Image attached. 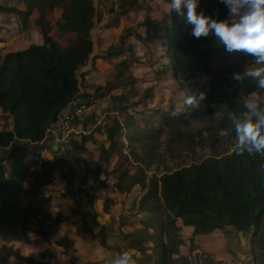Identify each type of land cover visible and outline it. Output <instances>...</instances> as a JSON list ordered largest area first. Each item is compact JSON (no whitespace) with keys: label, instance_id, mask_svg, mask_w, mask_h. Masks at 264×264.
Masks as SVG:
<instances>
[{"label":"trees","instance_id":"trees-1","mask_svg":"<svg viewBox=\"0 0 264 264\" xmlns=\"http://www.w3.org/2000/svg\"><path fill=\"white\" fill-rule=\"evenodd\" d=\"M59 1L66 4L57 21L59 31L74 32L76 39L61 47L49 35V24L41 15L37 21L41 43L6 52L0 61V110L10 118L12 125L10 130L0 128V150L11 148L8 157H0L2 235L17 234L25 229L26 220L36 219L41 226L47 227L43 233L45 237H52L58 230L57 221L48 217L39 200L35 204L37 191L31 186L26 187L27 178L36 173L27 170L24 158L32 145L44 139L50 120L79 93L76 74L92 52L89 31L94 16L92 0ZM119 3L124 8L129 2L119 0ZM200 9L214 17L226 13L220 0H201ZM0 11L22 16L30 13V9L22 11L1 5ZM170 17V22H164L160 33L163 53L168 60L164 69L170 68L182 95L177 104L139 119L140 124L134 126L128 138V148L136 158H140L137 150L143 149L141 158L146 161L153 154L162 157L171 146L179 151L208 148L210 154L200 161L172 170L167 168L147 181L145 172L129 175L125 170L117 175L114 186L119 191H127L130 186L144 182L148 189L142 201L149 200L153 204L149 212L162 211V217L160 213L147 216L143 226L136 229L135 238L127 243V249L140 254L141 259H134L142 264H188L187 257L179 254L178 248L183 242L178 236V219L182 225L191 228L194 236L201 237L228 229L244 234L252 230L253 236H258L264 228V153L238 154L232 126L233 117L242 114V105L248 95L264 94V89H258L252 79L242 83L231 80L233 72L243 71L253 64L252 58L243 53L224 52L211 36L194 38L190 35V26L181 17L175 13H170ZM123 54L120 41L119 45L110 46L103 57L113 59ZM117 66L124 68L126 62L121 61ZM201 93L205 94V100H200L196 108L184 104L185 98L198 97ZM127 109V105L120 107L122 112ZM122 132L118 121L108 130V148L100 147L104 161L117 151L119 145L123 146L119 138ZM164 133L168 136L166 146L157 151L155 147L162 144ZM88 140L90 137L82 135L81 142L73 146L84 151ZM57 158L53 163L44 162V168L58 166ZM5 160L10 161L9 168L5 167ZM100 160L89 163L87 172L104 186L100 179L104 172ZM23 202L25 207H22ZM56 238L59 239L57 244L64 249L72 245V240L66 236ZM9 257L10 254L4 255L0 264H8ZM27 260L28 264L33 262L32 258Z\"/></svg>","mask_w":264,"mask_h":264},{"label":"rangeland","instance_id":"rangeland-1","mask_svg":"<svg viewBox=\"0 0 264 264\" xmlns=\"http://www.w3.org/2000/svg\"><path fill=\"white\" fill-rule=\"evenodd\" d=\"M54 1L0 0L2 7L24 9L22 11L30 9L27 16L0 11V23L5 22L9 27L0 26V61L6 52L13 50L1 38L14 39V42L25 46L29 42L22 41L19 35H24V38L28 36L29 39L37 38L38 33L41 36L40 29L31 18V12L35 10L39 13L48 8L51 10L49 5L53 6ZM92 1L96 24L91 30L95 46L102 47L107 43L117 46L121 41L124 54L118 57V62L104 83L95 89L98 98L90 100V107L81 97H76L72 102L75 106L84 104L85 109L78 120L74 119L68 124L69 146L60 149L58 143L52 144V137L48 139L47 135L46 146L40 142L32 145L25 156L27 170L36 173L27 178L26 187L31 186L37 191L35 204L39 200L48 217L57 221L60 230L52 237H45L43 233L47 227L41 226L36 219L23 221L26 227L17 234H0V259L10 254L8 264H28V258L33 259L31 264H107L112 256L122 251H127L133 259H141L137 251L127 249V243L135 238L136 229L143 226L147 216L160 213L162 217V211L149 212L153 204L149 200L142 201L148 189L144 182L130 186L127 191H119L114 186L117 175L125 170L129 175L140 171L145 172L147 181L150 176H159L167 168L172 170L183 164L200 161L210 154L208 148L179 151L171 146V150L166 151L162 157L153 154L147 161L141 158L144 153L141 148L137 150L140 158L132 155L128 148V138L134 126L140 124L139 119L177 104L182 95L170 68L164 69L168 60L163 53L160 33L164 22L171 20L170 13H167L169 0H127L129 3L124 8H121L119 0ZM224 16L217 15L219 18ZM103 32L106 33L105 37ZM121 61L126 62V67L117 66ZM247 99L264 105L262 93H251ZM124 105L128 109L122 112L120 107ZM116 121L123 128L119 136L123 146L119 145L117 151L112 152L108 160L104 161L100 147L108 148L107 132ZM11 127L10 118L0 110V128L10 130ZM82 135L88 139L90 137V140L85 142L84 151H78L73 145L81 142ZM167 138L164 133L162 144L155 147L157 151L164 150ZM59 139H62L61 135ZM53 146L57 149L52 153L50 150ZM10 153L11 148L1 149L0 157H8ZM36 154L41 157L39 162L34 161ZM55 157H58V166L44 168V160L53 163ZM99 159L104 169L100 175L104 186L94 181L92 174L87 172V165ZM4 162L10 166L9 161ZM24 205L25 202L22 207ZM37 217L40 219L41 215ZM177 223L178 236L183 242L178 248L179 254L187 257L188 264H264V228L258 236H253L252 230L244 234L228 229L201 237L194 236L191 228L182 225L180 219ZM57 235L70 238L72 245L68 249L59 246ZM137 259H134L135 264H142Z\"/></svg>","mask_w":264,"mask_h":264},{"label":"clouds","instance_id":"clouds-1","mask_svg":"<svg viewBox=\"0 0 264 264\" xmlns=\"http://www.w3.org/2000/svg\"><path fill=\"white\" fill-rule=\"evenodd\" d=\"M200 3L201 0H169L167 13L181 17L194 38L211 36L224 52L243 53L252 58L253 65H264V0H220L226 8L224 18L206 15ZM246 79L254 80L258 89H264V67L249 65L231 74L236 83ZM200 100H205V94L189 96L184 104L196 108ZM242 108V114L232 119L238 154L264 153V105L246 99ZM107 264H135V261L127 251H122Z\"/></svg>","mask_w":264,"mask_h":264},{"label":"crops","instance_id":"crops-1","mask_svg":"<svg viewBox=\"0 0 264 264\" xmlns=\"http://www.w3.org/2000/svg\"><path fill=\"white\" fill-rule=\"evenodd\" d=\"M66 7L65 1H57L55 4L50 8L43 10L39 13H36L35 10H33L31 13V18L34 19L36 26L40 29L37 21L43 15L49 24V35L52 36L55 40L58 41V43L61 45V47H65L70 43L71 41L76 39V35L74 32H65L61 33L59 31V28L57 26V21L60 19L62 16V13ZM20 10H24L21 8H18ZM35 17H34V15ZM51 13H53V16H51ZM56 22V23H55ZM96 24L95 19L93 18V25L92 27ZM0 26L2 28L7 27L9 28L5 22L0 23ZM0 27V28H1ZM91 27V29H92ZM90 29L89 31V36L92 41V52L89 55L88 60L86 61L85 64L81 65L77 71L76 77L79 83V93L76 97H81L83 100L85 99V103L87 106L91 104V99L93 98H98V96L95 95V89L98 88L100 85H102V82L104 83V80L108 78V76L112 72L113 66L118 62L119 58H104L102 54L108 49V46H102L98 47L95 46L94 40H93V32ZM41 34V31H40ZM104 37L106 36V33L103 32ZM20 39L22 37V41H27V42H32L34 43H41V36H39V33L37 34V38L35 37L34 39H29L28 36L24 35H19L18 36ZM1 40L5 41L6 44H10L11 47L13 48L12 51L14 50H23L29 46V43L25 46H21L18 42H14V39H2ZM2 41V42H3ZM12 42V44L10 43ZM102 43V42H100ZM74 101V99H73ZM90 107V106H89ZM79 117H76L74 121L78 120ZM86 144V143H85ZM84 144V147H85ZM44 162L49 163L48 160H44ZM89 217V216H88ZM58 229L60 230V227L58 226ZM58 231V230H57ZM97 233V232H93ZM214 235V234H213ZM56 237H59L58 235Z\"/></svg>","mask_w":264,"mask_h":264},{"label":"built area","instance_id":"built-area-1","mask_svg":"<svg viewBox=\"0 0 264 264\" xmlns=\"http://www.w3.org/2000/svg\"><path fill=\"white\" fill-rule=\"evenodd\" d=\"M73 100L67 105L66 108L62 109L60 112H58L53 119L50 120L46 131H45V137L44 139L40 142L44 146H46V140H47V135L48 139L52 137L51 143L56 144L61 147L60 149H63V147H68L69 146V134L70 132L68 131V124L74 120L76 117H78L81 112L85 109L84 104H78L77 106L72 104ZM59 135H61L62 139H59ZM57 147L53 146L52 150L50 151H56ZM58 152V150H57ZM41 159L40 156L37 154L34 157V161H38ZM10 162V161H9ZM6 168H9V165L7 162H3Z\"/></svg>","mask_w":264,"mask_h":264},{"label":"water","instance_id":"water-1","mask_svg":"<svg viewBox=\"0 0 264 264\" xmlns=\"http://www.w3.org/2000/svg\"><path fill=\"white\" fill-rule=\"evenodd\" d=\"M53 153V152H52Z\"/></svg>","mask_w":264,"mask_h":264}]
</instances>
